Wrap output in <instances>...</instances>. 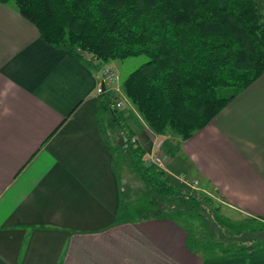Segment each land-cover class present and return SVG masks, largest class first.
<instances>
[{
	"label": "crops",
	"instance_id": "1",
	"mask_svg": "<svg viewBox=\"0 0 264 264\" xmlns=\"http://www.w3.org/2000/svg\"><path fill=\"white\" fill-rule=\"evenodd\" d=\"M103 79L0 3V264H264V251L200 256L171 219L117 220L119 141ZM115 110L170 181H197L240 214L228 217L264 219V74L187 140L154 132L127 98Z\"/></svg>",
	"mask_w": 264,
	"mask_h": 264
},
{
	"label": "trees",
	"instance_id": "2",
	"mask_svg": "<svg viewBox=\"0 0 264 264\" xmlns=\"http://www.w3.org/2000/svg\"><path fill=\"white\" fill-rule=\"evenodd\" d=\"M0 3H13L44 40L90 66L93 56L104 69L114 60L146 55L148 61L123 82L124 93L158 134L172 131L183 140L191 138L264 74V21L257 0ZM102 94L111 132L119 141L114 146L121 190L118 221L130 206L135 220L171 219L187 231L192 251L203 257L264 251V219L228 217L210 197L170 181L116 116L118 96ZM128 173L135 183L125 180Z\"/></svg>",
	"mask_w": 264,
	"mask_h": 264
},
{
	"label": "rangeland",
	"instance_id": "3",
	"mask_svg": "<svg viewBox=\"0 0 264 264\" xmlns=\"http://www.w3.org/2000/svg\"><path fill=\"white\" fill-rule=\"evenodd\" d=\"M257 1L259 2L260 6L262 8L263 21H264V0H257ZM148 59L149 58L146 55H140V56H136V57H129V58H126L124 60H114V61H112L113 62L112 65L110 63H108L107 65H108V69H109V80H107L108 82H104L105 73L103 71V78H104L103 79V84L104 85L106 83H108V85L111 84L113 86L112 89H115V93L118 96V99H121V100L125 101V98H124L125 93H124L123 82L125 81V79L129 76V74L131 72H133L138 67H140L145 62H147ZM98 63H94L93 65L95 67H98V65H99ZM104 92H106L105 89H104ZM142 118H143V116H142ZM106 129H109V127L106 126ZM108 132H109V130H108ZM170 132H172V131H167V133H170ZM126 177L127 178L125 180L128 183H130V184L131 183H135V178H134L132 173L126 174ZM182 177H185V176L182 175ZM186 177L183 180V184L184 185L181 187L183 190H185V191H194V192H197V193H199V194H201V195H203L205 197L208 196V197H210L212 199L213 205L220 206L222 208V211H224L223 213H225L227 215H230L232 217H235V216H238V215L240 216L238 211L227 210V206L224 205L223 203H221L220 200H218V198H217L218 196L216 194L214 196H212V195H209L208 193H206L205 190L202 191L200 189H197L198 188L197 187L198 184H196L197 186L195 188H192L190 185L194 186L195 185V181L191 180L190 178L187 179ZM135 213L136 212H135L134 206H130V208H129L128 212H127L126 218H129V217L133 216ZM236 219H240V217L236 218ZM192 242H193V239H192Z\"/></svg>",
	"mask_w": 264,
	"mask_h": 264
},
{
	"label": "built area",
	"instance_id": "4",
	"mask_svg": "<svg viewBox=\"0 0 264 264\" xmlns=\"http://www.w3.org/2000/svg\"><path fill=\"white\" fill-rule=\"evenodd\" d=\"M87 55H90V54L88 53ZM93 59H94L93 60V64L99 62V59L97 57L93 56ZM103 71L105 73V80H104V82H108L107 81V80H109V69H108V65L104 67ZM102 87L103 86H99V88H98V93L99 94L104 93V89ZM124 98H126L125 95H124ZM124 102H125L124 100H121V99H118L117 98V99L114 100L113 106H114L115 109L121 108ZM151 162L154 163V164H156V165H159L160 167L163 166V163H162V161H161L160 158L154 157L153 159H151ZM184 178L185 177H181V180L183 181ZM196 184H198L197 181H195V185L194 186H192V185H190V186L192 188H195L197 186Z\"/></svg>",
	"mask_w": 264,
	"mask_h": 264
},
{
	"label": "water",
	"instance_id": "5",
	"mask_svg": "<svg viewBox=\"0 0 264 264\" xmlns=\"http://www.w3.org/2000/svg\"><path fill=\"white\" fill-rule=\"evenodd\" d=\"M103 87L105 88V85L103 84Z\"/></svg>",
	"mask_w": 264,
	"mask_h": 264
}]
</instances>
